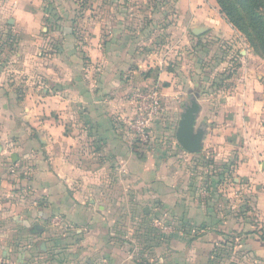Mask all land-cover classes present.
<instances>
[{
  "label": "crops",
  "instance_id": "crops-1",
  "mask_svg": "<svg viewBox=\"0 0 264 264\" xmlns=\"http://www.w3.org/2000/svg\"><path fill=\"white\" fill-rule=\"evenodd\" d=\"M176 6L183 33L202 28L206 38L241 50L231 88L199 99L200 115L206 112L210 124L225 118L202 128L201 154L214 149L215 164L241 188L239 199L230 189L227 195L218 191L214 177L210 202L212 194L207 199L203 194L208 190L190 188L186 173L175 166L188 156L176 141L177 127L170 148L169 143L138 152L124 124L134 110L123 98L127 60L114 30L76 32L65 23L73 16L64 11L45 19L42 0L0 1V33L14 59L9 65L30 84L27 94L26 86L0 79V264H142L120 238L117 214L129 210L134 220L142 211L147 220L157 217L192 230L169 236L143 257L147 264H264V60L214 0H177ZM157 66L160 72L151 65L149 78H131L166 82L165 117H178V124L185 98L175 95L173 73ZM11 116L24 117L34 129L33 136L26 133L14 142L16 151L11 131H28L11 125ZM13 155L18 167L28 166L24 176L10 173ZM199 175L200 187L205 178ZM130 190L134 195L127 203ZM245 203L247 212L234 214Z\"/></svg>",
  "mask_w": 264,
  "mask_h": 264
},
{
  "label": "rangeland",
  "instance_id": "rangeland-1",
  "mask_svg": "<svg viewBox=\"0 0 264 264\" xmlns=\"http://www.w3.org/2000/svg\"><path fill=\"white\" fill-rule=\"evenodd\" d=\"M176 2L177 0H42L45 19L53 17L55 13L57 16L64 11L73 16L71 20L67 19L65 23L67 25L70 23V27L76 32L101 29L107 33L111 29V31L114 30L113 34L119 38L116 39V36H113V39L120 46L125 47L121 54L122 58L125 61L127 60V63L122 69V78L125 79L128 91L126 90L127 92L123 98L133 108L134 113L124 124L139 153L146 152L155 146H168L169 143L170 148L175 140L174 132L178 127V117L174 116L170 119L165 117L166 102L163 90L166 88V82L157 81L143 84L132 79L133 75L136 74L138 80L149 78L151 65H154L153 70L157 67L158 73L160 68L157 65H164L174 75L175 82L173 80L172 88H174L176 97L182 95L185 98L183 102L185 108L190 104L195 94H198L200 99L203 95H214L216 92L222 93L229 90L231 88L229 79L237 73L240 65L238 63L242 58L241 50L234 49L230 41L210 40L206 38L207 33L198 36L190 31L183 33L179 29L180 26L177 21L179 12ZM206 7L213 10L209 5H206ZM47 24L50 27V23ZM109 36L110 34H106V37L109 38ZM49 43H54V39L47 41V44ZM7 46L6 38L3 37V33H0V79H7L4 85H10L11 82L14 83L13 85L17 84V87H20L19 85L26 86L27 84L24 81L27 80L28 76L24 73H17L16 69L9 65V63L12 64L14 59L8 55L9 48ZM237 47L241 49V47ZM26 87L25 91L28 94L30 84ZM31 87H34V85ZM224 122L225 118L223 117L222 120L210 124V117L205 112L199 114L197 128H203L205 125H221ZM10 124L28 131L22 133L11 131L9 142L11 150L16 151L14 142L17 139L21 140L26 136V133L33 136L34 129L21 116H11ZM141 124L144 127L141 128V131H138ZM213 152L207 150L205 154H201V152L194 154L203 157L199 159L193 155L190 158L188 154L186 158L180 159L179 164L175 165L178 171L181 170L186 173V181L190 182L191 189H196V191L200 189L201 192L210 189L212 185L210 177L224 173V166L220 167L215 164L212 158ZM235 155V153H231L230 158L235 159ZM9 163L12 175L24 176V173L28 172V166L26 165L22 168V166H17L18 162L14 163L10 160ZM229 163L231 166H235V162L232 160ZM200 172L204 174L203 177L205 178L201 182V188L196 186L199 185L197 180H199ZM234 179V176H231V179L223 176V180L217 182L216 185L220 187L218 191L226 193L225 191L230 189L231 193L235 195L234 199H239L241 188L237 187V184L233 181ZM230 181L235 186H230L228 184ZM211 194H206L205 198H209ZM127 195L129 196L125 197V202L129 203L134 195L133 191L130 190ZM213 196L212 194L210 200H213ZM224 203L219 197L218 204ZM239 203L236 202V204ZM152 204V202H147L144 205L150 206ZM247 208L246 203L244 206L240 205L236 208L237 212L234 214L241 217L243 213L247 212ZM117 215L120 216L118 227L121 230L120 238L122 239L123 248L131 250V252L134 251L138 257L145 254L147 256L152 255L154 250L152 251L149 246H153V244L146 242V236L142 235L141 223L145 217L143 212L140 211L139 219L136 217L135 220L134 213L131 210L121 211ZM155 219L159 218L156 217ZM127 224L129 225L128 228ZM158 236L162 238L167 235L162 236L159 234ZM141 261L142 264H147L144 260Z\"/></svg>",
  "mask_w": 264,
  "mask_h": 264
},
{
  "label": "trees",
  "instance_id": "trees-1",
  "mask_svg": "<svg viewBox=\"0 0 264 264\" xmlns=\"http://www.w3.org/2000/svg\"><path fill=\"white\" fill-rule=\"evenodd\" d=\"M215 2L220 14L227 23L243 36L246 44L254 54L264 60V0H215ZM223 176L224 174L222 173L215 176L212 175L210 178L214 177L216 182H221ZM207 190L213 195L216 194L215 190ZM207 201L210 202V198ZM147 218L145 216L141 223L142 235L146 236V242L153 244V246H149L153 251L155 248L160 247L169 237L161 238L158 236V232L151 226L153 220H147ZM177 229H183L186 234L192 232V230L188 231L186 227L177 226ZM142 258L140 259L146 261Z\"/></svg>",
  "mask_w": 264,
  "mask_h": 264
},
{
  "label": "water",
  "instance_id": "water-1",
  "mask_svg": "<svg viewBox=\"0 0 264 264\" xmlns=\"http://www.w3.org/2000/svg\"><path fill=\"white\" fill-rule=\"evenodd\" d=\"M205 32V29L196 28L193 34L198 36ZM201 107L199 104V95L195 94L190 104L184 108L181 114L177 131L176 141L183 151L188 154H198L204 150V139L206 132L202 128H197ZM13 160L16 162V155H13Z\"/></svg>",
  "mask_w": 264,
  "mask_h": 264
},
{
  "label": "built area",
  "instance_id": "built-area-1",
  "mask_svg": "<svg viewBox=\"0 0 264 264\" xmlns=\"http://www.w3.org/2000/svg\"><path fill=\"white\" fill-rule=\"evenodd\" d=\"M1 2H5V1H9V0H0ZM144 127L143 124H141L139 127H138V131H141V128ZM228 184L230 186H235V184L230 181V183L228 182ZM204 195L208 194L207 192H204L203 193ZM60 220L59 219H55L54 220V223L56 225H60ZM151 226L152 228L158 232V234L162 235V236H165L167 235L168 237L171 236V235H184L185 234V231L183 229H177V227H175L174 224L170 223V222H167L163 219H154L152 222H151ZM166 236V237H167ZM147 255L145 254L143 257H146Z\"/></svg>",
  "mask_w": 264,
  "mask_h": 264
}]
</instances>
